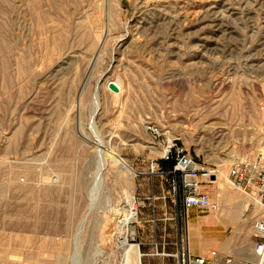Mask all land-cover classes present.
Returning a JSON list of instances; mask_svg holds the SVG:
<instances>
[{"label":"rangeland","instance_id":"1","mask_svg":"<svg viewBox=\"0 0 264 264\" xmlns=\"http://www.w3.org/2000/svg\"><path fill=\"white\" fill-rule=\"evenodd\" d=\"M166 140L215 172L200 184L212 201L258 208L220 225L236 240L227 254L251 261L261 207L221 183L234 160H264V0H0V264H122L112 209L146 193ZM165 200L156 230L170 242ZM151 218L142 210L133 243L151 239ZM138 249L140 264H174Z\"/></svg>","mask_w":264,"mask_h":264},{"label":"built area","instance_id":"2","mask_svg":"<svg viewBox=\"0 0 264 264\" xmlns=\"http://www.w3.org/2000/svg\"><path fill=\"white\" fill-rule=\"evenodd\" d=\"M145 129L153 135L154 138L162 136L160 129L153 125H148ZM172 161L170 169L160 167L158 161ZM149 173L154 184L155 178L163 180L166 185V196L172 205L174 216L172 220L176 221V239L170 242L161 241V235H158L156 224L161 219H158L159 199L150 193L149 195H141L132 198L129 206L130 212L135 218L131 220L128 229L134 228L136 232V223L141 215L142 210L149 207L152 218L146 220L151 221L153 227L151 230V239L135 242L134 234H131L126 244L136 245L138 248L142 246H150L151 252L142 253V256H154L162 258H171L174 264H215L214 259L217 256L215 251H210L208 256L192 254L189 248L187 218L190 209L207 210L210 213L216 214L219 206L215 201H212L207 193L200 190V184L211 183L216 179V174L213 171L206 170L202 164L190 155L186 150L179 145L177 140H166L164 149L158 159L152 160L149 163ZM213 176V179L211 178ZM155 177V178H154ZM154 178V179H153ZM229 183L233 188L242 190L245 194L254 193L257 198V203L261 207L262 214L255 219L252 224L253 237V258L249 262L241 264H264V160L261 156L256 155L253 158L236 159L232 162L228 174ZM162 182V181H161ZM153 186V185H152ZM163 206L167 208V203ZM183 221L182 230L179 225ZM127 229V231H128ZM126 231V232H127ZM166 247H171L170 251H164ZM221 264H233L232 256H225Z\"/></svg>","mask_w":264,"mask_h":264},{"label":"bare ground","instance_id":"3","mask_svg":"<svg viewBox=\"0 0 264 264\" xmlns=\"http://www.w3.org/2000/svg\"><path fill=\"white\" fill-rule=\"evenodd\" d=\"M101 36L102 34H100V37L97 40V44L99 45V50L101 49V46L103 44V38ZM98 55L99 54L94 55L89 59L88 66L90 68L93 67L94 62L97 60ZM82 133L85 135L84 132ZM151 149L153 151L158 152L154 148ZM112 163L118 167L119 175H122V173H128L131 178L137 175V172H135L124 160L113 158ZM218 168L220 169L221 167ZM99 171L100 168L98 170V174L96 175L97 177L99 176ZM228 182L229 180L225 176L221 184L225 185ZM232 196L233 195H228L224 193V199L218 200V203L220 205V211L218 210L219 211L218 215L214 218H216V220L223 225L231 226L234 230V228L235 229L237 228L239 222L244 223L250 217L256 215V213L258 212V208H256L255 206L251 209H248V211H246L245 201L236 205L234 209L230 208L229 206L232 204ZM127 200H130V197ZM131 202L132 199L130 202L128 201L126 204H123L124 206L121 207L118 206L112 209V213L115 215L114 219L116 224V232H115L116 243L119 245V247L122 250V264H140L141 254L139 252L138 247L136 245L126 244V240H127L126 231L128 229V225L130 224L131 220L135 218L134 213L132 214L129 209ZM130 231L132 235L135 232L133 227L130 229Z\"/></svg>","mask_w":264,"mask_h":264},{"label":"crops","instance_id":"4","mask_svg":"<svg viewBox=\"0 0 264 264\" xmlns=\"http://www.w3.org/2000/svg\"><path fill=\"white\" fill-rule=\"evenodd\" d=\"M152 183H153L152 179H150L147 185L148 189L146 193H140L139 196L149 195L150 193H154V195L159 198L156 202V204L158 205V214L159 213H160L159 215L165 214V207L163 206V204L166 203V200L164 199V197L166 196V185L163 182V180H161V178L160 180L155 178L154 184ZM207 194L213 197V191L208 192ZM170 210L171 212H173L171 208ZM203 211L205 210L190 209L188 212V217H189V213L191 212L196 214V220L192 222L188 221V226H189L188 240H189V247H190L191 253L195 255L208 256L210 251H215L217 253L216 258L214 259L215 264H221L225 256H232L233 264L243 263V261H241L240 259H238V257L235 256V254H231V255L227 254L229 249L231 251L233 250L232 246L236 242V240H230L229 242H227L226 235L224 234L225 229L220 228V225L221 226H226V225L219 223L216 220V218H214L213 216L212 218L205 217V216H198V214ZM169 214H173V213H169ZM145 219H149V218L145 217ZM149 222L152 223L151 221ZM206 233H208L209 235L208 234L206 235ZM210 233H219L222 235H211ZM195 240H197V243H196L197 245L201 246L202 244H204L203 251L195 250L194 248ZM225 243H227L226 246H224Z\"/></svg>","mask_w":264,"mask_h":264},{"label":"trees","instance_id":"5","mask_svg":"<svg viewBox=\"0 0 264 264\" xmlns=\"http://www.w3.org/2000/svg\"><path fill=\"white\" fill-rule=\"evenodd\" d=\"M158 163H159V165H160L161 168L167 170V169H170L171 168L173 162L172 161H162V160H159Z\"/></svg>","mask_w":264,"mask_h":264},{"label":"water","instance_id":"6","mask_svg":"<svg viewBox=\"0 0 264 264\" xmlns=\"http://www.w3.org/2000/svg\"><path fill=\"white\" fill-rule=\"evenodd\" d=\"M108 88L112 91H115V92H117V90H118L117 87L112 82L108 83ZM211 178L213 179V176Z\"/></svg>","mask_w":264,"mask_h":264}]
</instances>
